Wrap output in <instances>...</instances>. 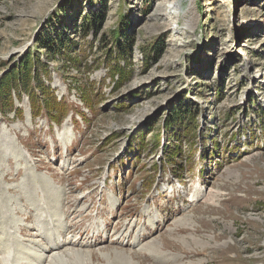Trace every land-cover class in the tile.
<instances>
[{"label": "rangeland", "instance_id": "obj_1", "mask_svg": "<svg viewBox=\"0 0 264 264\" xmlns=\"http://www.w3.org/2000/svg\"><path fill=\"white\" fill-rule=\"evenodd\" d=\"M181 1L0 0V241L15 264L52 242L41 210L89 243L44 250L48 264H264V0ZM58 32L70 46H38Z\"/></svg>", "mask_w": 264, "mask_h": 264}, {"label": "bare ground", "instance_id": "obj_2", "mask_svg": "<svg viewBox=\"0 0 264 264\" xmlns=\"http://www.w3.org/2000/svg\"><path fill=\"white\" fill-rule=\"evenodd\" d=\"M180 8H183V4H182V1L181 0H176V2H173L172 4H171V6H170V12H172V11H177V10H179ZM172 14H173V12H172ZM182 16V15H181ZM2 131V130H1ZM60 156V155H59ZM36 174V173H35ZM30 175V174H29ZM32 176V175H31ZM59 186V185H58ZM202 189H198L197 190V192H196V196H195V198H194V200H199V199H201L202 197ZM195 195V194H194ZM194 195H193V197H194ZM206 197V196H205ZM205 197L203 198V199H205ZM9 198V197H8ZM206 199L207 200H210V198L209 197H206ZM15 211V210H14ZM33 227V226H32ZM17 231V230H16ZM19 231V230H18ZM19 234V233H18ZM20 235V234H19ZM2 238V236H0V239ZM4 238V237H3ZM21 238V237H20ZM51 239H49V242H51L50 241ZM58 240V239H57ZM48 242V243H49ZM7 242L6 241H4V239L2 240V241H0V264H6V263H10V264H15L16 263V261H15V259H16V256H14V254L12 253L11 254V252H12V249H11V246H9L8 244H6ZM139 243V242H138ZM55 244H57V243H55ZM47 245V244H46ZM154 247L155 249H153V250H155V252L156 253H153V257L154 258H157V259H160L161 257L158 255V254H160V251L162 250L161 249V245L159 244V243H157V242H154L152 245H151V247ZM152 247V248H153ZM40 248H42V249H40ZM48 248H50V250H52L53 248L52 247H50V246H43L42 245V247L40 246L39 247V251H40V255H39V258H37V257H35V258H37V264H40V263H42V264H44V262H46L45 264H48L49 262H50V260H49V258L50 257H48L47 256V258L45 259V261L43 260L44 259V257H43V254H45V252H44V250H46V249H48ZM56 250V249H55ZM149 250V249H148ZM147 250V251H148ZM152 250V251H153ZM14 251V250H13ZM151 252V251H150ZM149 252V253H150ZM49 256H51V255H49ZM42 257H43V259H42ZM53 257V256H52ZM160 257V258H159ZM51 263H53V261H51ZM50 263V264H51ZM30 264H32L31 262H30Z\"/></svg>", "mask_w": 264, "mask_h": 264}, {"label": "trees", "instance_id": "obj_3", "mask_svg": "<svg viewBox=\"0 0 264 264\" xmlns=\"http://www.w3.org/2000/svg\"><path fill=\"white\" fill-rule=\"evenodd\" d=\"M38 46L42 49H46L47 51H50L49 53L53 52V54H56L58 52H61L60 50L67 46H70L67 42V40L64 39V37L62 36V32H58V33H55L53 37H47V38H40V40H38ZM56 48L58 50H56ZM32 56L29 55L27 57V59L25 60V65H24V70L28 71V73H31L33 76H36L37 75V71L36 69H34V67L37 65L36 62H39V61H36L33 65L34 66H31L32 64V60H31ZM34 69V70H33ZM43 70H46V68H43ZM43 85V84H42ZM6 86V83L5 84H2L1 87H5ZM40 87H42L41 85H39ZM43 89V88H41ZM41 91V90H40ZM44 91V90H43ZM37 91H31L30 93V98H32V100H34V96H33V93ZM43 96H46L48 95V93L45 91L42 93ZM177 115H179L178 117H181V120L185 117V113L182 111V109L178 110L176 112Z\"/></svg>", "mask_w": 264, "mask_h": 264}]
</instances>
